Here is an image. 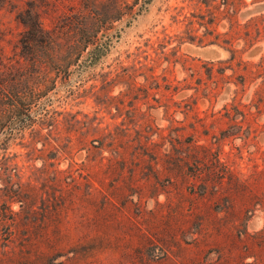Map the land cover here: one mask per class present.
Masks as SVG:
<instances>
[{
    "label": "rangeland",
    "instance_id": "374dc122",
    "mask_svg": "<svg viewBox=\"0 0 264 264\" xmlns=\"http://www.w3.org/2000/svg\"><path fill=\"white\" fill-rule=\"evenodd\" d=\"M26 1L94 42L58 33L31 60ZM0 62L37 95L4 111L0 200L56 208L74 264H264V0H0ZM11 223L0 264L19 257Z\"/></svg>",
    "mask_w": 264,
    "mask_h": 264
},
{
    "label": "trees",
    "instance_id": "16d2710c",
    "mask_svg": "<svg viewBox=\"0 0 264 264\" xmlns=\"http://www.w3.org/2000/svg\"><path fill=\"white\" fill-rule=\"evenodd\" d=\"M26 4L28 7L23 8L19 12L18 19L26 26V32L29 34L26 46L29 47L32 53V57H30L31 60L36 62V58H38L37 53H35V48L38 43H45L51 49L57 47L58 33L66 36L70 35L73 38H75L76 35L78 43L75 46H72V49L73 51L78 50L79 53L84 47L87 49L88 45L94 42V38L97 35L92 32L87 35L88 32L83 29L82 25L80 26V22H78L79 20H74L66 24L57 34L46 30L40 21L39 13L36 11L32 1H26ZM79 53H77V55ZM70 56H73V53ZM5 75L6 74L2 69V63L0 62V135L6 126L3 122L5 119V116H3L4 111L7 109L12 111L14 117L18 115L22 116L23 113L27 114L26 111L31 108L37 98V95L33 92L23 94L17 90L15 75H8L9 78ZM11 121H13V117L9 118V122ZM7 170L8 167L0 163V177ZM8 189V191L13 193V197L15 196L17 200L22 202V211L16 212L11 209L6 201L2 202V200H0V219L2 221L11 219L12 222L11 228L7 231L6 237H4L5 246H7L8 243L13 242L15 237L18 241L17 246L19 247V252L17 254L19 257L14 264H41L40 261L43 264H67L66 261H70V264H74L77 256L70 257L69 255L71 253H77L74 238L71 237V235L66 234V232H63V226L55 225L53 222L49 223L48 221L52 220L50 215L52 210H56V208L52 209L44 206L40 213L43 217L41 218V222L35 221L33 209H28L26 206L27 204L24 205L25 201L22 199L24 193L22 194V192L15 189V187L9 186ZM17 225H19V228L16 231L14 226ZM37 230H41L45 233L49 231L57 232L53 237H46L47 239L42 238L46 239L49 246L48 248L50 249V253H47L46 257L44 256L43 251L42 254L39 252L42 239L40 235L35 236L33 234V232ZM60 257H66V261L58 260Z\"/></svg>",
    "mask_w": 264,
    "mask_h": 264
}]
</instances>
